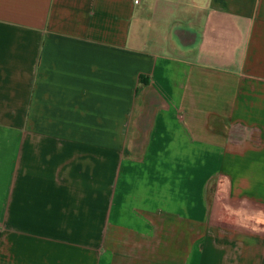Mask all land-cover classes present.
I'll return each mask as SVG.
<instances>
[{"label": "crops", "instance_id": "obj_1", "mask_svg": "<svg viewBox=\"0 0 264 264\" xmlns=\"http://www.w3.org/2000/svg\"><path fill=\"white\" fill-rule=\"evenodd\" d=\"M0 264H264V0H0Z\"/></svg>", "mask_w": 264, "mask_h": 264}]
</instances>
